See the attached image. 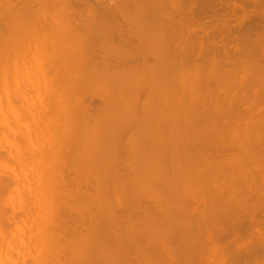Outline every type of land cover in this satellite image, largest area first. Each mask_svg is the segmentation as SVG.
<instances>
[{
    "label": "bare ground",
    "instance_id": "bare-ground-1",
    "mask_svg": "<svg viewBox=\"0 0 264 264\" xmlns=\"http://www.w3.org/2000/svg\"><path fill=\"white\" fill-rule=\"evenodd\" d=\"M76 1L77 0H0V214H2L6 219H8L6 220V222H4V224L8 223L9 220L11 221V222L9 221L10 223H8V225L6 224L5 226L2 223L3 217L1 218L0 216L2 220L0 221V223H2L3 226H5L3 228L2 225L0 224V264L3 263L70 264L73 260L69 261V259L71 260L74 258H75L73 261L74 264H183V263L189 264L188 258L186 259V257H184L185 254L182 253L185 251L181 252V247L184 244L183 247H186L185 248L186 250L188 246L187 243L188 241L189 244L191 243V241L192 243L194 242L195 244L197 241H200L199 239L202 238V236H200L201 235L200 232H199L200 235H198L197 237L198 231L196 233L194 229H193L194 233L192 234L193 232L192 228L199 227L200 229L201 228L206 229L205 231H207L208 230L207 228H211V225L209 224V222L211 221L210 217L212 215L213 216L216 215L217 214L216 212H219L216 216L220 215V217L224 221L221 219L220 222V220L217 217L214 218L215 216L214 217L212 216L213 223L217 222L218 220V222L215 223L214 225L216 227H219L218 229H216L213 226L212 230L214 231L216 229V231L217 230L220 231L219 235H221L223 228H225L227 230L228 235H229V230H230V234H233V232L236 231V227H238V223H240L239 221L241 220L240 219L241 216L239 217V221H235V218L236 220H238L237 218L239 216L238 214L242 213V210L245 211V207H243L242 205V207L239 206V210L238 207L236 210L235 209L236 207L234 206V204H232V202L233 203L235 202L237 204L239 201V205H240L243 204L244 201L249 199V197L245 198L243 195L245 196L250 195V197L254 195L253 192H252L253 195L240 193L241 197L234 195L235 197L229 196L226 198L224 196L223 198V196L221 195L222 192L220 191L222 186L219 183L218 185H220L221 187H219L218 185L217 187L215 185L216 188L208 187V186L213 187L214 180L216 179L217 181L218 178H215L213 181L211 180L213 178H211L210 181L213 182V185L209 181L211 185L207 184L206 186L205 184L209 183L207 182V178H209L208 175L209 171L206 173L205 171L207 170H204V168L206 167V169L208 170H210L212 166H213L212 168H214L216 165L213 164L214 161L216 160V157H214L215 160L211 162L212 163L210 164L211 166L208 165L210 167H207V162L210 163V161H208V159L207 161H205L204 159V161L206 162L205 167L203 164L202 167L200 166V170H197L196 174L192 175V165L193 167L195 166V163H193L194 159L198 161L200 157L199 155H204L206 152L208 153V151H205L206 148L209 149V154L210 151H212V149L210 150L211 147L210 148L206 147L203 150L201 149L202 147L198 148L199 146L197 147L196 145V140L204 141V143H202L204 147L208 145L207 141H210L206 137L207 135H205L208 133L205 132L206 129L204 123L201 120H199L200 118L198 117L205 118V120H207L210 124L214 122V121L211 122V118L212 120H215L214 117L216 118L218 117L217 120L223 119V123H224L228 121V120L224 121V118L227 117H231V118L235 117L237 119V117L241 114L239 113L238 106L239 105L241 106L240 103L242 102L247 106L245 100L246 99L251 100L253 98L251 96H254L253 100L251 101V104H257V103L259 104V102L264 98V95L261 98V95L264 94L263 93L264 91L262 93L261 92L259 93L257 88L259 87L260 89L261 87H263L262 85L264 83L260 84V82L262 83L264 79L263 80L260 79L261 74H257L260 75L259 78L258 76H254L255 75L254 73L261 72L259 68L262 69L263 63L260 64L259 62L264 60H260L258 64L257 61L259 59H256L257 60L256 62L254 61L256 63L255 64L256 66L259 65L257 66L259 68H257L258 70L256 72H255L256 69L247 66L248 65L246 63L247 61H245L244 63L246 65L243 66L245 67L244 69L241 66L237 65L238 62L236 61L237 62L236 63L234 61V58L232 59L228 57L229 60L226 59L224 61L221 60V58L219 57L220 54L222 55V53L225 50L226 51L229 50L227 52V56H230L229 53H231L233 50L231 51L228 47L225 48L226 44L230 41L229 40L230 38L228 39L229 41H227L225 36H223L222 39V41L225 40L227 41L226 44L223 45L225 46L224 47L225 50L224 49L221 50L220 47H216V46L215 48L217 49H215L212 45H211L212 46L211 49L209 43L214 45V43H218L219 41H221V38L218 36V34L221 33L219 31L217 36L218 38H220V40L218 39L219 40L218 42L213 41L214 43L211 40H209L210 42L208 41V39H210L209 36H211L208 33H207L208 35H205L206 37H208V39L207 38L199 39V37L197 36L199 40L203 41V42L201 41L202 43H205V46H207L206 42H209L208 49L210 50V52L213 50V48L215 49L213 52H216L217 50L219 53L218 57L216 58L213 57V60L209 59L211 55L206 54L204 57L203 54H205V52H202L203 55L202 57H197V56H201V51H205L208 49L204 48V45L201 44H199L198 47L197 46L195 47V45L197 44H195L194 46L192 45L194 43H197V42L192 43V41L195 40L194 38L196 37L195 35L200 34L202 32L200 30H196L195 31L196 34L194 35L195 32L194 33L189 32L191 31V29L187 31L186 29L187 27L185 26L188 25L187 21L190 17L186 18L184 12L188 9L189 10L191 9L192 16L196 15L194 16L195 17L194 19L192 18L193 20H196L199 17V16L197 17V15L200 14V19L199 18L198 19L202 23L203 16L204 17L206 16L205 18H207L208 17L207 15L211 13V11L214 10L213 14H216L217 10H215V8L211 10L212 7H210L211 11H209L208 14L207 12L205 14L199 12H203V9H206L204 10V12L209 10V8H205L204 6L210 4V1L212 4L210 6H213L214 4L213 2H215V0H209V2L207 1L208 3L204 2L203 0H200L202 1V5L204 4L205 5L201 6L200 4L201 2H199L198 4H200V6L199 9L197 7L198 9L197 11L196 8H193L194 6H198L196 0L195 1L187 0L185 2L183 1L185 5V8L184 7L183 8L185 9V11L182 7H180V3H177L178 0L167 1V2H171V4L177 3V5H179L177 7L183 9V12L181 10L180 14L183 13V16L185 17L184 18L181 17L182 18L181 20L185 18L187 19L186 21L187 25L183 26V29L184 28L186 29L185 33L189 32L190 35H194V37L190 36L191 37L190 39L188 33L187 35L188 41L187 39L184 38L186 36L182 29V26H180L182 24H180L181 20L177 16L180 15L177 14V12L179 11L178 8L176 7V5L175 6L171 5V8L172 9L175 8L177 11L174 9L175 13L173 11H172L173 13L169 12L171 10L165 12L167 11L166 8H169L170 6L168 3L166 4L168 7L165 6L163 3H165L166 1L164 2V0H160V1L156 0L157 2H155V0H92L90 1L91 3H89V0H86L87 2L85 1L84 4L85 6L83 5L84 2L81 3L82 4L81 5L78 0L79 5L82 6V7L80 6L81 9L84 8L83 11L81 9L80 11L75 10ZM217 1L218 0H216L215 3H217ZM227 1L228 0L224 1V3H226ZM230 1H228V3ZM240 1L241 0H239L238 2L237 0V3L239 5L242 4L241 2L243 1H244L243 4H245V2L247 3L246 0H242L241 2ZM254 1L255 0H253V2ZM258 1L259 2L255 1V7L257 8L258 7L257 5H260L261 6L260 10L261 9L263 10L260 11L258 10V8L256 10L263 13L264 0L263 1L258 0ZM260 1L262 2L260 3ZM187 2L188 3L194 2V5L192 7L189 6V8L187 9L186 7L188 6ZM221 3L222 5L224 4L222 1ZM233 3L234 6L232 5ZM233 3L229 5L236 7L235 6L236 1H234ZM247 4H249V1ZM190 5H192V3ZM242 5H240L238 9L242 7ZM214 6H217V4ZM217 7L219 8V6ZM232 10L233 9H231V12ZM193 11L195 12V14H193ZM234 11H236L235 8ZM239 11L240 10H238V12ZM229 12L230 11H228V13ZM251 12L254 13V11ZM218 13L216 17L220 15ZM253 13L251 14V16L253 15ZM222 15H225L224 12ZM246 15L244 16L246 17ZM254 15L252 17H254ZM214 16L210 17V19L216 18ZM237 16L239 15L235 14V16L233 17H237ZM261 16H263V20H264V15L261 14ZM261 16L259 14V17L257 18H261L262 20ZM175 18L179 19L180 22ZM205 18L204 21L206 20ZM78 19L80 20L78 21ZM216 19L219 20L218 21L215 20L214 23L217 22L218 24L219 21L221 22L223 21L222 22L223 24L225 23L224 20L227 21L224 18L220 19L217 17ZM155 20L161 21V23L163 22L165 23L163 24L156 23L155 25ZM185 20H183V24H185ZM230 20L232 19L230 18ZM230 20L228 18V22H230ZM235 20H238V17ZM150 21H154L151 22L154 25H152ZM242 21H246V20H242ZM177 22H179L180 24L179 26L182 29L181 30L179 26H178L179 29L176 28V30L178 29L179 32L181 31L179 33L180 37H182V32L184 34L183 37L184 39L180 38L181 39L180 41L183 40L182 41L183 45L179 44L180 41H178L179 40L177 39L178 37L172 36V35L176 36V33H174L173 30L177 32L175 30V27H177V25L175 26V24ZM209 22L210 20L208 19V23ZM212 22L209 23L210 26ZM77 23L81 24L82 28L84 27L83 29H85L86 31V32L84 31L85 33L81 34L80 32L81 28H79L80 30L78 29V26L76 25ZM134 23L137 24L135 25L136 27H138L136 28L137 30H134L135 27H132L133 26L132 24ZM244 23L246 24V22H243V24ZM250 23L251 22H249V24ZM205 24H207V22H203V24H200V26L202 25L201 26L202 28L204 27V30H205ZM229 24L230 23H228V25ZM247 24H248V20H247ZM196 25H198L197 22ZM209 25H206V27L208 26V28H210ZM122 26L124 28L127 27L125 28V31L123 30L124 31L123 34L125 36L122 35V33L121 34L118 33L119 31H122V29H119ZM193 26H195V24ZM234 26L235 27H233L232 25L233 27L232 31L235 32V30H237L241 25L239 27L237 26V29H236V25ZM140 27L143 28V30H140L141 29ZM154 27L157 29L158 32H156V29ZM158 27L161 29H159ZM214 27L217 28V25H215ZM218 27H220V24ZM229 27L231 26L229 25ZM249 27L250 28L246 27L247 29L240 28V30L242 31V33L243 30L245 29L249 31L250 29H252L251 28L252 23L250 24ZM75 28L79 30L78 33H80L81 36L84 35L83 39L85 40H83L82 37L79 38V36H77L78 38H76L77 34L75 32L76 31ZM166 28L170 30L169 32L170 34H168L170 36L167 35L168 32ZM138 29H139V33H138ZM145 29L146 31L148 30L147 32L151 30L149 33H147L148 35L146 36H144ZM165 29L166 31H164ZM218 29L219 28H217V30ZM231 29L230 30L228 29L230 33H232ZM89 30L91 32V36H89L90 34ZM91 30H93V33ZM159 30L161 31V33ZM255 30L257 31L258 29ZM108 31L110 35L107 33ZM112 31H115L114 34L115 38L112 36V38H114L113 40L114 42L117 41L120 43H125V41L127 40L125 45L121 44L122 45L121 47H120V43L115 44V46L119 45L116 46L118 47V50L119 47L123 49V50L121 49L122 51L119 50L118 51L119 53L116 52L117 50L115 49L112 50L114 44L113 46L110 45L112 43H110L111 41L109 40V37L111 38V35H113V33H110ZM126 31L128 32L125 34ZM130 31H132L133 34H135L134 37L132 34H129ZM241 31L239 32L237 30L236 32L237 33L236 37L238 36L239 38L237 37L236 39L235 35H233L234 37H232L231 40L234 39L232 40V43H235L237 42L236 40L239 39L238 40L239 42H237L234 45L240 44L243 47H239L241 51H239L238 54L237 52L234 53L237 56L236 58L240 56L239 55L240 53L241 54L240 58L243 59V58H247L246 55H248L247 53L250 52L249 49L252 48L251 46L253 45L254 40L256 41V39L255 38L253 39V37H255L256 34H258V37H261L260 35H263V37H261L263 41L264 33H262L263 32L262 30L260 34L259 32L255 33L250 31L248 33V31L247 32L244 31V35H246L244 38V35H242ZM216 32L214 31V34H216ZM31 33H33L34 37L32 38L34 39L29 40L31 38H29L28 36H31L32 35ZM86 33H88L87 36L89 38L85 35ZM116 33L118 34V36ZM119 34L121 36H119ZM126 35L129 36L130 38L127 37ZM131 35L133 38L131 37ZM140 35L141 37H139ZM228 35L229 37H231L230 34ZM146 37L149 38L146 39ZM119 38L121 39L120 41L118 40ZM137 38L139 40L138 42H136ZM141 38L143 39V41ZM242 38L244 40H242ZM246 38L247 41H245ZM211 39L214 40L215 38H211ZM129 40L130 41L135 40V42L133 43H135L137 46L135 44L132 45L133 43L132 42L130 43ZM153 40L159 41L156 44L158 47H156V45L153 44L155 42ZM199 40L198 42L200 43ZM248 40L250 42L253 41L252 45ZM107 41L109 42V44L107 43ZM166 41L167 44L165 43ZM141 42L142 44H140ZM149 42L151 44H148ZM176 42L178 48L175 46ZM240 42L243 44H241ZM246 43L248 45H246ZM255 43L256 42H254V44ZM152 44L155 46H153ZM187 44L188 47H186ZM189 44L193 46L194 48L193 50L201 46V48H199L201 49L199 50L200 52L197 51L196 49V53L199 52L200 54V55L197 54L196 56L197 58L194 57L193 59V55L195 56V54L193 53H195V51L193 53L190 52L192 49L190 47L192 46L189 47ZM257 44L259 47V44L261 45V42L256 43V45ZM144 45L146 48L142 47ZM146 45L147 46L150 45L149 46L150 48L147 47ZM230 45H231L230 47L232 48L233 45L231 43ZM256 45H253L254 46L253 48L254 51L256 50L255 53L257 54L258 50L255 48ZM129 46H131V48L133 47L132 48L133 50L135 46L136 48H139L140 46V48L138 49V51L134 50L136 51V54H134L132 52V49H128ZM236 47H237L236 49H238V46ZM142 48L145 49V52L146 50L150 49V51L148 50L149 53L148 52L144 53V49ZM182 48L184 49V52H182L183 51ZM185 48L190 49V51L189 50L185 51ZM179 49H180V53L178 51ZM219 49L220 51L223 52L220 53ZM233 49L235 48L233 47ZM242 49L244 50V52L245 49L248 50V52L242 54L243 53ZM167 50H169V54H166L168 53ZM175 51H177L176 53L178 54H176ZM150 52L152 53V55H150L151 54ZM189 52L191 53L192 56L190 54H187L186 57V53ZM110 53L112 56L110 55ZM252 53L250 52L249 54ZM263 53L264 51L262 52V54ZM132 54L136 55V57L138 56V58L132 59L133 60L132 61L131 58L134 57V55L132 56ZM180 54L182 55L180 56ZM225 54L226 52L223 55L224 57H226ZM121 55H123V57L125 58L121 57ZM148 55H150L151 59L153 58L152 61L151 60L148 61L149 60L148 57L147 58L145 57ZM129 56L131 57L129 58ZM188 56L190 57L191 61H189ZM256 56L259 58V56L262 55H256ZM115 57L118 58L117 60L118 62L114 61ZM112 58L113 60H111ZM249 58L250 56H248V60ZM182 59L183 61H181ZM230 59L233 61L231 62ZM119 60L124 62L126 60V62L129 61L131 64L135 62V64L133 66L128 64L124 65V62L122 63ZM178 60H180L182 64L180 61L178 64ZM203 60L205 62L209 61L210 63L206 64ZM253 60L255 59L253 58ZM137 61L140 62L139 63L140 66ZM192 61H194L193 64H195L194 66L195 68L193 67L194 70H192L193 72H190L187 69L185 70L184 67L188 66V63H190L191 65ZM195 61L197 62V64L195 63ZM225 61H227V63ZM220 62H222V64L223 62H225L224 63L225 67L220 66L221 65ZM201 63L203 64L201 65ZM218 64L220 65L217 66ZM203 65L205 66L207 65L206 70H208L207 68H209L208 72L204 69L205 67ZM178 66L180 67L178 68ZM176 67L178 69H176ZM215 67H217V69H215ZM235 67H239V68L241 67V69L240 70L239 68L235 69ZM226 68L228 69V72H226L227 71ZM203 69L206 71L205 75L202 73ZM222 69H224V71ZM234 69L236 70V73L234 72ZM219 72L220 73L222 72V75H220ZM232 72H234L235 74H237L238 72V74L241 73V75L236 76L233 74L234 76L232 77L234 78H232L231 77ZM171 74H174L175 77L170 78L169 75ZM262 75H264V73ZM207 76L208 77L213 76L211 79L213 81V84L211 83V81ZM221 77L224 78L225 80L222 81ZM247 77L249 78V80ZM205 78L206 80H204ZM213 78L216 79L218 78L217 80L219 81V83L217 84V80ZM246 78L248 80L247 82H246ZM257 78L260 80H256ZM158 79L160 83L156 84L155 82ZM254 80L256 82H254ZM226 81H228V83ZM223 82L225 83L224 88L222 87V85H220V83ZM231 83L233 85L232 88H231L232 86ZM234 83H236L237 85H234ZM159 84H161L162 86H158ZM251 84H253L254 87ZM219 85L220 88L218 91L221 90L219 92L220 94L218 93V91L215 90V88H217ZM240 87L242 88L246 87L243 93L241 91L243 89L240 90ZM247 87L248 88L250 87L249 90H251L252 92L251 94H249L250 96L246 94L247 92H249L247 91ZM255 87H257L256 88L257 91L255 90ZM237 88H239L240 91ZM232 89L235 90L233 91ZM228 90L229 93L227 95L226 91ZM230 90H232L235 93V95ZM252 90L253 91L255 90L258 93L255 92L256 94H253ZM214 93H218L216 97L213 96ZM238 93L240 95H238ZM87 94L89 95V97L96 96L95 102L99 98L98 99L99 105L93 104L94 100H90ZM257 97L259 98V100H257L258 102L255 99ZM249 103H248L249 108L251 110L253 108L255 109L254 107L255 105L252 106ZM263 103L264 101L262 102V104L260 102L261 105L260 107L257 104L259 109L264 105ZM208 114L209 117L211 116L209 120L207 119ZM254 114H252L253 117L256 116ZM240 116H244V115H240ZM251 118H249V120ZM244 122L242 123L244 124ZM199 124L201 125V127ZM226 124L227 123H225L224 125L227 126ZM256 124L257 126L259 125L258 122ZM256 124H254L253 126H255ZM212 125H214L215 127ZM212 125L209 126L211 128H215L214 131L226 130L225 126H224L225 127L224 130L222 129L223 127L222 128L219 127V124L216 121ZM216 126L219 127L220 129L217 128L218 130H216ZM246 127L248 126L246 125ZM228 131L229 130H227V132ZM242 131L240 132V135L244 133ZM235 132L234 134H236ZM229 133L228 135H230ZM247 133L248 132L245 131L244 135H246ZM193 134L196 135L192 136ZM197 135H199V137L201 138L197 137L195 138L196 140L195 139L192 140V137H196ZM257 135L258 134H256L255 136ZM231 136L233 137V135H230V137ZM248 137L250 138V135L246 136V138ZM262 137L264 138V134ZM246 138L245 140L247 141L249 138L248 139ZM255 138L256 137H254L253 138L254 140L252 141H250L249 139L247 142H244L245 140L244 141L242 140L241 143L242 142L243 143L242 145L240 144L241 146L239 144H235L236 146L239 145L240 147L245 146L243 150L242 149L239 150H241V153H244L243 151L245 150V153L248 155V157L252 155L251 160L253 159L254 161L258 160L256 158L257 155H255L254 154L255 152H253V148H257L255 147L256 146L255 143L260 145L258 149H261L262 144L264 143V139L263 142L261 141L262 144H260L261 142L259 141H258L259 143L256 142L257 140ZM226 140H230V139L226 138ZM258 140H260V138ZM25 141L26 144L28 143L26 146L24 145ZM213 141L216 140L214 139ZM230 141L232 142V140ZM254 141L255 143H253ZM4 143L7 144L6 145L7 149L6 147H4L5 146L3 145ZM218 143L216 141V143H213L214 145L212 144L211 145L214 148L215 144L219 145ZM229 143L230 142H228V144ZM232 143L234 144V142ZM228 144L226 146H228ZM252 144L255 145H253L252 147ZM193 146L194 148H196L194 151L193 149H191V147ZM249 146L251 150L247 149V147L249 148ZM1 150H3V152ZM202 150L204 153L202 152ZM246 150L247 151L250 150L251 155L249 154V151L247 153ZM262 150L263 149H261L260 152ZM197 151L198 152L200 151L203 154H199ZM231 151L235 152L234 149H231ZM231 151H228V153ZM237 151L238 150H236V152ZM194 152H197L199 156V157L197 156L198 158L195 157L193 158L191 156L193 155ZM252 152L256 159H254ZM225 154L227 155V153ZM205 156L206 154L203 157ZM202 160L203 159L201 158V161ZM201 161H198V163ZM222 161L223 160H221L220 163H222ZM233 161L235 163V160ZM239 161L241 160L239 159ZM262 161L264 163V160ZM261 162H259L260 165H262ZM248 163L249 162H247V164ZM257 163L255 165H257ZM232 164H230V167H232ZM241 164L242 162H238V163L236 162L235 165L239 167L237 170L236 169L232 170L233 168H235L234 166L232 167L231 170H229V166H227L228 170L227 167H224L226 168L225 170L221 171V169L218 170L215 168L216 170L214 171L215 172L221 171L219 173L216 172L217 174H219L216 176L218 177L220 176V179H223L224 182L226 181L225 184L227 183L230 185L231 182L229 181L237 182L238 180L237 177L239 179L243 177L241 181L242 180L247 181V179L249 181H252V179L250 180V178H248L249 175H247L249 174L247 172V169H249L248 166L250 165V163L248 166L246 165L247 167L245 168L246 171L245 170L242 171L243 169H241L240 166H242L243 164L242 165ZM199 165H202V163H200ZM221 166L222 165L220 164V166L218 165L217 168ZM257 170H259V168ZM214 171L212 169L210 173H212L213 175ZM229 171L233 172L231 173V176L234 175L235 173L234 177L236 176L235 177L236 179H234V177L232 178L230 177ZM240 171L242 173H240ZM227 173L229 174L228 177H226ZM245 173L246 175H244ZM256 173L258 174V172ZM222 174L224 175L222 176ZM262 175L264 177V174ZM245 176L246 179H244ZM227 178H231V179H227ZM249 181L248 183L254 182V181L252 182ZM239 183L240 182H238V184ZM263 183L261 185H264ZM227 184H226V189L228 187ZM244 185H248V184H244ZM261 185H259L258 187H260ZM207 187L210 188V190H208ZM229 187H231V185ZM229 187H228V191L230 190L231 192H233L234 189H231ZM234 188L236 189L237 186H235ZM223 189H225V187ZM252 191H254L253 188ZM228 193L229 192H227V194ZM257 193L258 192L255 193L256 197L258 196ZM9 195L11 197L13 196L12 197L13 201L15 199L17 201V203L16 202L14 203L12 201H9L7 203L8 205L11 202L12 207L16 204L15 205L16 209L15 207H13L12 209V207L9 205L11 207L10 209L11 211L8 209V206H6L7 209H5L4 205H6V203L3 204L2 202L5 199L6 201L12 200V198L9 197ZM243 197L246 200L244 199L243 201ZM256 197L255 200L257 199ZM258 197H260V195ZM251 198L248 201H250ZM230 205H233V208H231ZM258 205H259V201H258ZM36 206L39 207V210L35 209ZM226 206H228V208ZM254 206H252L251 209ZM221 208L222 209L226 208L225 209L226 211L228 209L227 211L228 214L230 212L229 215L232 214L234 217L231 215L228 216L230 217L229 219L228 218L225 219L224 218L225 217L224 214H226L224 213L225 210L223 209L224 210L223 211L221 210ZM19 209L20 211H22L21 213L20 211H18ZM69 209L72 212H70ZM240 209L242 210L240 211ZM14 210L15 211L17 210V212L19 213V214L16 213V216H18L16 218H15V213L14 214L11 213ZM32 210L36 212L38 210L40 214L45 213L44 215L41 214V216H43L48 220L44 219L43 217L40 218V215L36 216V214L35 216L33 215L34 216L33 217L31 214H34L35 212L34 211H33L34 213L30 212ZM232 210L234 211L236 210V212H233ZM5 211L10 212L11 214L10 213L8 214V212ZM66 211L68 213L67 214L68 216L71 213L75 212V215L73 213L74 220L70 219L73 223L70 220H68L67 218L68 216L65 217ZM239 211L240 213H238ZM255 212L256 209L254 213ZM51 214L53 218H48L49 215L51 216ZM243 214L246 215V213ZM28 215L30 217L32 216L31 218H34L36 221L34 219L30 220L29 219L30 217ZM47 215L48 217H46ZM251 215H253V213ZM21 216L23 217L22 219ZM232 217L234 218L233 220L234 223L230 221L232 220ZM17 218H19V220L21 219L20 221L25 220V222L22 221L24 224L20 222ZM38 218L40 220L41 219L43 220L38 221ZM251 219H250L251 222L249 220L248 221L251 224H253L254 219L253 220ZM13 220L14 221L16 220L15 222L19 221L21 225L18 222L17 223L13 222ZM228 221L230 222L229 226L227 225ZM256 222L258 221L256 220ZM25 223H28L27 224L28 227L25 225ZM235 223L237 226L235 225ZM9 224L10 225L12 224L11 229ZM16 224H19V227L18 225L16 227L15 226ZM222 224L223 225L226 224L225 225L226 227H224ZM67 225H68V229H66ZM221 225L223 228H221ZM231 225H234L235 228L233 226L231 227ZM21 226H24V228L25 227L26 228L25 229L23 228V231L22 230L20 231L21 233L18 232L19 235L17 234V232H15V235L9 234V233H13L11 231H13L12 229L14 227L15 229L17 228L19 229ZM70 227L72 229L71 231L72 233L67 232V230L70 231L69 229ZM5 228L6 231L4 230ZM202 229L201 231H203ZM35 232L36 233L40 232V234L38 233V236L40 235L39 240L38 239L33 240V235L37 236ZM213 234L214 232L210 234L211 238H212L211 235ZM213 236L215 239H217L216 235ZM187 237L188 239L190 238V240H188ZM206 239H208V237ZM194 240L197 241L195 242ZM221 240L223 241L222 238ZM221 240L218 239V241L216 240L217 242L214 241V243L216 244ZM209 243L211 244L210 246H212V243L211 242ZM233 243L231 245H233ZM191 246L189 247L191 248ZM210 246L209 244L208 246L206 245L207 248L205 249H208V247ZM212 247H214V245ZM255 247L256 244L254 247H252V249ZM259 247L260 250H258V252L262 251L263 249L261 248V246ZM213 249L214 248L209 250L215 253L216 250ZM245 249L246 248H244V251L248 253L249 251L247 252ZM36 250L38 251L35 252ZM230 250L228 251L227 249L228 253L230 252ZM233 250L234 249H232L231 251ZM196 251H197L196 253H198V250ZM31 252L35 254L33 258L30 255L31 259L32 260L34 259V262H32L31 259H29L30 257H27V254ZM216 252L218 253V251ZM234 252L236 254L238 251L236 252L235 250L233 251V253ZM214 253L212 254L213 256ZM233 253L231 254L229 253L231 255L230 257H228L229 255H226V257L230 258V260H227V258L225 257L227 261L224 258L226 263L229 264L230 262H236L239 259L238 257H240V259L242 260L241 256H243L244 259V255L242 253L241 254L237 253L239 254V256ZM256 253L257 251L255 252V254ZM72 254H74L73 257ZM206 254L209 255V252ZM218 254L219 256H221L220 253ZM194 256L196 257L197 254ZM205 256L206 255L204 254V258ZM245 256H247V254ZM201 258L203 257L201 256ZM215 260L216 261L214 262L218 264H221V262L223 261L221 260L220 262L218 260L217 262L216 258ZM247 260L246 263L250 261ZM198 261H199V257L197 258V262ZM210 261L207 262L206 264H209ZM242 261L240 263L245 264ZM202 262L203 264H205L204 259H202ZM212 263L213 262H211V264ZM250 264H252V262Z\"/></svg>",
    "mask_w": 264,
    "mask_h": 264
},
{
    "label": "rangeland",
    "instance_id": "rangeland-1",
    "mask_svg": "<svg viewBox=\"0 0 264 264\" xmlns=\"http://www.w3.org/2000/svg\"><path fill=\"white\" fill-rule=\"evenodd\" d=\"M85 1H86V0H84V1L79 0L80 4L84 2L83 5L85 4ZM90 1H92V0H89V3H91ZM158 1H160V0H158ZM165 1H166V2H165ZM167 1H173V0H164L165 3H163V4H164L165 6H167L166 4L168 3L169 6H170L169 8H166V7H165L166 10H167V11H165V12H168L169 10H171V11H169V12H172V11H173V12L175 13V11H174L175 8H174L173 6L176 5V7H177V6H179V5H177V3H180V7H182V8L184 7V8H185L184 2L187 1V0H178V2H177L176 4H171V2H167ZM174 1H175V0H174ZM183 1H184V2H183ZM188 1H191V0H188ZM194 1H195V0H194ZM203 1H204V2H207V1H208V2H209V0H203ZM221 1L224 3V1H226V0H220V1L218 0L217 3H215V2H216V0H215V2H213V3H214L213 6H210V5H212V4H211V1H210V4H208L207 6H204L205 4L202 5V1H200V0L197 1V0H196L198 6H194V7H193V8H196V11L199 9L200 4H201V6H204L205 8H209V10H207V11H205V12H204V10H206V9H203V12H199V11H200V10H199V11H198L199 13H204V14H205V13L207 12V14H208V12L211 11L213 8H215V10H217V12L215 11L216 14H213V13H214V12H213L214 10L211 11L212 15H211V13H209L210 15H209V14H208V15L206 14V15L208 16L207 18H205L206 16H205V17H204V16L202 17V15H201V17H202V19H203L202 21H203V22H207V24H205V30H204V27H203V28L201 27L202 25L200 26V24H203V22L201 23V21L199 20V19H200V14L197 12V13L199 14V15H197V17L199 16V17H198L199 19L197 18L196 20H193V19L195 18L194 16H196V15L192 16V14H191L192 10H191V9H190V10L188 9L189 6L192 7V6L194 5V2H191L192 5H190V4H191L190 2H189L190 4L187 2L188 6H186V7H187L188 10L185 11V9L183 8L184 11H185V12H184V15L186 16V18L190 17V18L188 19V21H187L186 18H185L186 20L183 19V20H185V24H183V20H181V19L184 18L185 16H183V13L180 14L181 10H182V12H183V9H182V8L180 9V7H179V8L177 7L178 10H179V11H178L179 13L177 12V14H180V15H177V16L179 17V19L181 20L182 23L179 21V19H177V18H175V19H177V20L180 22V24H182V25H180L179 22H177L178 24H177V23L175 24V26L177 25V27H175V30H176V28H178L179 25L182 26V29H183V26H185V25L188 24V25L185 26V27H187V28H186L187 31H189V29H191V31H189L190 33H192V32L194 33L196 30H200V31L202 32V33L199 32L200 34H196V32L194 33V35L196 34L195 36H196V37L198 36L199 39H203V38H207V39H208V37L205 36V35H208V34L212 36V37L209 36L210 39H208V41L211 40L212 42H213V41H214V42H218V41L220 40V38H221V41H219L220 43L218 42L219 44L213 42V43H214V45H213V44L209 43L210 41H209V42H206V45H207V46H208V43L210 44L211 49H212V46H213L214 48H215V46H216V47H220V49L223 50L224 47H225V46H223V45H225L226 42L230 40L231 42L229 41V42L226 44V47H225V48L228 47L231 51L233 50L231 53H229L230 56H227V52L229 51L228 49H227L228 51H226V50L224 49V50H225L224 52H223V51H220V49H219L220 53L223 52L222 55L220 54L221 56H223L224 53L226 52V54H225L226 57H224V56L221 57V56L219 55V53H218L217 50H216V52H213V51H214L215 49H217V48H215V49L213 48V50L210 52V50L208 49L209 46H208V47L205 46V43H202L203 41H202V40H199L198 37H197V39L200 41V43H199L198 40L196 39V37H194V35H190L189 32H186V33H185V31H186L185 28L183 29V31H184L186 37H184L183 32H182V37H180V34H179V33H180L181 31L179 32V30H178V29L180 28V26H179V28L176 30L178 33L175 32V31L173 30V32L176 33V36H174V35H172V36H173V37H178L177 39H179L178 41H180V40H181L180 38H183V37H184L185 39H187V37H188L187 35H188V33H189V37H190V36H193V37L195 38V40L192 41V43L197 42V43L192 44L193 46H194L195 44H197V45H195V47H196V46L198 47V45L201 44V45H204V48L208 49V50H205V49H204L205 51H201V56H197V54H199V52H200L199 50H201V49H199V48H201V46H199V48H196L197 51H199L198 53H196V49L193 50L194 48H193L192 45H190V44H191V43H190V44H189V47L192 46V47H190V48H192L191 51H190V49H186V48H185V51H186V50H189L191 53H193V52L195 51V53H193V54H195V56L193 55V59H194V57H196V56H197V57H202V56L204 55V57H205L206 54H210L211 56L209 55V56H210L209 59H212V60H213V57L216 58V57H218V55H219V57L221 58V60H223V61H224L225 59H226V60H229L228 57H230V58H232V59L234 58V61H235V62H236V61L238 62V63L236 62L237 65L241 66V67L244 68V69H245V67H243V66H246L244 63H245V61H247V62H246V63L248 64L247 66L256 69V70H255V72H256V71L258 70L257 68H259V67H257V66H259V65H257V66L255 65V64H256L255 62L257 61L256 59H259V60L257 61V64H258V62H259L260 60H264V58H263V57H264V53L262 54V52L264 51V50H263V49H264V40L262 41V38H261V37H263V35H260L261 37H258V34H256L257 37H256V36L253 37V39H254V38L256 39V41L254 40V42H256V43H260V42H261V45L259 44V47H261V48L258 47V44H257V45H256V43L254 44V42L251 40V41L253 42V45H256L255 48L258 50V51H257V54L255 53L256 50L254 51V48H253L254 46L252 45V42H250V41L248 40V41L251 43V45H252V46H251V45H249V46H251V47L253 48V50H252V48H250V49H249L248 47H247V48L250 50L251 53L254 51V52H253L254 54H253V53H252V54H249L250 52L247 53V54H248V55H246L247 58H243V59H241V58H240V56H241L240 53H239L240 56H239L238 58H236L237 56H236V54H235L234 52H237V54H238V52L241 51V50L239 49V47H243V46H241L240 44H237V45H234V44H236L237 42H239V41H238L239 39L236 40L237 37H238V36L236 37V35H237V33H236L237 30L240 32V31H241L240 28H242V29H243V28H246V27H247V28H250L249 26H250L251 23H252V27H251V28H252V29L254 28V29H253L254 31H253L252 29H250V30L248 31V30H246V29H247V28H246L245 30H243V33H242V31H241L242 35H244V31H245V32L248 31V33H249L250 31L255 32V33H256V32H259V34H260V32H261V30H262V31H263L262 33H264V30H263V28H264L263 26H264V25H262V24H264V22H262V21H264V20H263V16H261V14L264 15V11H263V13H261L260 11L263 10V9L260 10V7H261V6H260V5H257V4H256V5L258 6L257 8H258V10H260V11L256 10L257 8L255 7V1L259 2L258 0H255L254 2H253V0H252V1H250V0H246L247 3H248V1H249V4H247L246 2H245V4H243L244 1L241 2V1H242V0H241L240 2H241L243 5L240 4V5H242V7H240L239 9H238V7H239L240 5L237 3V0H232V1L228 0V1H230V2L228 3V1H227V2L224 3L223 5H222ZM234 1H236V3H235V6H236V7H233V6H234V3H233ZM262 1H263V0H262ZM262 1H260V3H261ZM77 2H78V0H77L76 3H75V10H76V11H80V9H81V7H82V6H81L82 4L79 5V2H78V4H77ZM86 2H87V1H86ZM155 2H157V1L155 0ZM199 2H201V3L198 4ZM208 2H207V3H208ZM218 2H219L221 5H220ZM238 2H239V0H238ZM257 2H256V3H257ZM92 3H93V2H92ZM153 3H154V2H153ZM172 3H174V2H172ZM232 3H233V4H232ZM156 4H157V3H156ZM158 4H159V3H158ZM195 4H196V3H195ZM216 4H217V6H219V8H220L222 11H221L217 6H214V5H216ZM226 4H228V5H229V4H232L233 6H232V5H229V6H228V5H226ZM237 4H238V5H237ZM76 5H77V6H76ZM78 5H79V7H78ZM151 5H152V4H151ZM171 5H173L172 7H173L174 9L171 8ZM181 5H183V6H181ZM249 5H250V6H249ZM263 5H264V4H263ZM263 5H262V6H263ZM80 6H81V7H80ZM84 6H85V5H84ZM84 6H83V7H84ZM227 6H228V8H227ZM230 6H231V7H230ZM253 6H254V7H253ZM162 7H163V6H162ZM167 7H168V6H167ZM197 7H198V9H197ZM210 7H212L211 10H210ZM222 7H223V9H222ZM229 7H230V8H229ZM232 7H233V8H232ZM246 7H247V8H246ZM249 7H250V8H249ZM170 8H171V9H170ZM202 8H203V7H202ZM234 8H235L236 11H234ZM163 9H164V8H163ZM228 9H229V10H228ZM231 9H233L232 12H231ZM243 9H244V10H243ZM247 9H248V10H247ZM81 10L83 11L84 8H82ZM175 10H176V9H175ZM193 10H194V9H193ZM201 10H202V9H201ZM227 10L230 11V12L228 13ZM238 10H240V11L238 12ZM176 11H177V10H176ZM188 11H189V12H188ZM219 11H221L222 13L219 12ZM245 11H247V12H245ZM251 11H254V13H255L256 16H255L254 13L251 12ZM256 11H258V12H256ZM173 12H172V13H173ZM186 12H187V15H186ZM218 12H219V13H218ZM223 12H224L225 15H222ZM234 12H235V14H237V15L240 16V18H239V16H237L239 21H238V20H235V19H237V17H233V16H235ZM241 12H242V13H241ZM244 12H245V14H244ZM189 13H190V15H189ZM197 13H196V14H197ZM217 13L220 14V15L217 16L218 18H220V19H221V18H222V19L224 18V19L227 20V21L224 20V22H225L224 24L222 23L223 21H222V22L219 21L220 27H218L219 24H218L217 22L214 23L215 20H217V19H216V18H217V17H216ZM230 13H231V14L233 13V14H232L233 16H232ZM238 13H239V14H238ZM248 13H249V14H248ZM252 13H253L254 17H252L253 15L251 16ZM257 13H258V15H257ZM193 14H195L194 11H193ZM246 14H247V15H246ZM259 14H260V16L262 17V20H261V18H257V17H259ZM214 15H215V16H214ZM242 15H243V16H242ZM244 15H246V17H245ZM213 16L216 17V18H214V19L211 18V19H210V17H213ZM219 16H221V17H219ZM226 16H229V17H226ZM247 16H248V18H247ZM249 16H250V17H249ZM181 17H182V18H181ZM242 17H243V19H242ZM192 18H193V19H192ZM204 18H205L207 21H206V20L204 21ZM228 18H229V20H230V18H231L232 20H230V22H228ZM246 18H247V19H246ZM250 18H253V19H250ZM190 19H191V22H190ZM208 19L210 20L209 23H211V22L214 20V21L212 22L211 26H210L209 23H208ZM258 19H260L261 21L258 20ZM75 20H77V19H75ZM79 20H80V19H78V21H79ZM158 20H159V19H158ZM192 20H193V21H192ZM218 20H219V19H218ZM218 20H217V21H218ZM233 20L235 21V23H234ZM242 20H246V21H242ZM247 20H248V24H247ZM148 21H149V19H148ZM163 21H165V20H163ZM163 21H162V22H163ZM186 21H187V24H186ZM195 21L197 22L198 25H196V22H195ZM134 22H135V21H134ZM151 22H154V21H150V23H151ZM193 22H194V23H193ZM199 22H200V23H199ZM220 22H221L223 25H222ZM227 22L230 23L229 25H230L231 27H232V25H233V27H235L234 25H236V29H237V26H238L239 24H240L241 26L239 25L240 27L238 26L239 28H238L237 30H235V28H234V30H235V32H234V31H232V30H233V27H232V29H231V27H229V25H228ZM236 22H237V23H236ZM240 22H241V23H240ZM243 22H246V24H245V23L243 24ZM249 22H251V23L249 24ZM256 22H257V23H256ZM156 23H161V21H156V20H155V25H156ZM163 23H165V22H163ZM163 23H161V24H163ZM191 23H193V24H191ZM253 23H254V24H253ZM260 23H262V24H260ZM140 24H141V22H140ZM151 24H152V23H151ZM194 24H195V26H193ZM76 25L78 26V29L81 28V31H80L81 34H83V33L86 32L85 29H83L84 27L82 28L81 24H78V23H77ZM79 25H80V26H79ZM130 25H131V24H130ZM132 25H133L132 27H135V29H134V28H132V29L137 30L136 28H138V27L135 26V25H137V24L134 23V24H132ZM147 25H148V24H147ZM152 25H154V24H152ZM164 25H166V24H164ZM206 25H209L210 28H208V26L206 27ZM213 25H214V26L217 25V28H219V29L217 30V28H215ZM244 25H245V27H244ZM254 25H255V26H254ZM258 25H259V26H258ZM260 25H261V26H260ZM226 26H227V27H226ZM75 27H76V26H75ZM141 27H142V26H141ZM141 27H140V28H141ZM155 27H156V26H155ZM155 27H154V28H155ZM166 27H167V26H166ZM197 27H198V29H197ZM212 27H213V29H212ZM228 27H229V28H228ZM258 27H259V28H258ZM125 28H127V27H125ZM125 28L122 26V27L119 28V29H122V31H123V30L125 31ZM158 28H159V27H158ZM163 28H164V27H163ZM167 28H168V27H167ZM167 28H166V29H167ZM173 28H174V27H173ZM193 28H194V29H193ZM199 28H201V29H199ZM207 28H208V29H207ZM214 28H215V30H214ZM75 29H76V28H75ZM78 29H76V31H75L76 34H77V35H76V38H78L77 36H79V38L82 37V39H83L84 35L81 36L80 33H78L80 29H79V30H78ZM82 29H83V32H82ZM149 29H150V28H149ZM155 29H156V28H155ZM159 29H161V28H159ZM166 29H165L164 31H166ZM180 29H181V28H180ZM182 29H181V30H182ZM192 29H193L194 31H193ZM225 29H226V30H228V29L230 30V29H231V32H232V33H230L229 30L226 31ZM255 29H258V30L256 31ZM259 29H261V30H259ZM86 30H87V28H86ZM140 30H143V28H141ZM151 30H152V28H151ZM151 30H149V32H150ZM162 30H163V29H162ZM202 30H203V31H202ZM211 30H213V31H211ZM216 30H217V32H216ZM224 30H225V31H224ZM84 31H85V32H84ZM91 31H92V33H93V30H91ZM109 31H110V30H109ZM109 31L107 32L108 34H109ZM122 31H119V32H118V30H117L118 33H120V34L122 33V35H124V34H123L124 31H123V32H122ZM147 31H148V30H147ZM147 31H146V29H145V31H144V34H145V35H144V36L148 35L147 33H149V32H147ZM159 31H160V30H159ZM207 31H208V32H207ZM210 31H211V33H210ZM214 31L216 32V34H214ZM218 31L221 32V33H219ZM87 32H88V30H87ZM89 32H90V30H89ZM127 32H128V31H126L125 34H126ZM130 32H131V33H130ZM130 32H129V34H132L133 37H134L135 34H133L132 31H130ZM145 32H146V33H145ZM153 32H154V31H153ZM156 32H158L157 29H156ZM167 32H168V33H167ZM167 32H166L167 35L170 34V33H169V32H170L169 29H167ZM173 32H172V33H173ZM225 32H226V33H225ZM227 32H228V33H227ZM110 33H113V35H111V38H112V36L114 37L115 31H112V32H110ZM135 33H136V31H135ZM138 33H139V29H138ZM142 33H143V31H142ZM160 33H161V31H160ZM162 33H163V32H162ZM197 33H198V32H197ZM204 33H205V34H204ZM207 33H208V34H207ZM212 33H213V34H212ZM218 33H219L221 36H220ZM262 33H261V34H262ZM29 34H30V33H29ZM31 34H32L31 36H28L29 38H31V39H29V40L34 39V38H32V37H34V36H33V33H31ZM87 34H88V33H86L85 35L87 36ZM116 34H117V33H116ZM120 34H119V36H121ZM151 34H152V33H151ZM203 34H204V36H203ZM217 34H218V36H219L220 38H218ZM228 34H230L231 37H229ZM250 34H251V33H250ZM109 35H110V34H109ZM132 35H131V37H132ZM136 35H137V34H136ZM178 35H179V36H178ZM199 35H200V36L202 35L201 38H200ZM214 35H215V36H214ZM227 35H228V36H227ZM233 35H235V37H236L235 40H236L237 42H235V43H232V40H234V39L231 40V38L234 37ZM238 35H239V33H238ZM240 35H241V34H240ZM253 35H254V34H253ZM253 35H252V36H253ZM89 36H91V32H90ZM117 36H118V34H117ZM124 36H125V35H124ZM126 36H127V35H126ZM153 36H155V35H153ZM168 36H170V35H168ZM216 36H217V37H216ZM223 36H225V38L227 39V41H226V40H225V41H222ZM226 36H227V37H226ZM245 36H246V35H244V38H245ZM250 36H251V35H250ZM87 37H88V36H87ZM87 37H85V38H87ZM127 37H129V36H127ZM133 37H132V38H133ZM136 37H138V36H136ZM139 37H141V35H140ZM150 37H151V36H150ZM241 37H243V36H241ZM88 38H89V37H88ZM111 38L109 37V40L111 41L110 43H112V44H110V45L113 46V44H114L113 48L111 47L112 50L115 49V50H117L116 52H118L119 50L122 51L123 49L120 48V47H121L123 44L125 45V43L127 42V40L125 41V43H120V42H117V41H116V42L113 41L115 37L112 38V40H111ZM129 38H130V37H129ZM142 38H144V37H142ZM142 38H141V39H142ZM148 38H149V37H148ZM148 38L146 37V39H148ZM165 38H166V36H165ZM165 38H164V39H165ZM169 38H170V37H169ZM184 38H183V39H184ZM211 38H215V39L212 40ZM216 38H217V39H216ZM229 38H230V39H229ZM238 38H239V37H238ZM116 39H117V38H116ZM116 39H115V40H116ZM135 39H136V38H135ZM139 39H140V38H139ZM152 39H153V38H152ZM177 39H176V40H177ZM190 39H191V37H190ZM218 39H219V40H218ZM228 39H229V40H228ZM27 40H28V39H27ZM83 40H85V39H83ZM109 40H108V41H109ZM118 40L120 41L121 39L119 38ZM130 40H131V39H130ZM130 40H129L130 43H131V42H132V43L135 42V40H133V41H130ZM162 40H163V38H162ZM166 40H167V39H166ZM174 40H175V39H174ZM174 40H173V42H174ZM242 40H244V39L242 38ZM108 41H107V43L109 44ZM138 41H139V40H138V38H137L136 42H138ZM142 41H143V39H142ZM153 41H155V40H153ZM169 41H170V40H169ZM178 41H177V42H178ZM182 41H183V40H182ZM182 41H180L181 43L179 42V44H182ZM185 41H186V40H185ZM185 41H184V43H185ZM187 41H188V39H187ZM187 41H186V42H187ZM201 41H202V42H201ZM240 41H241V39H240ZM245 41H247V38L245 39ZM122 42H123V41H122ZM129 42H128V43H129ZM147 42H148V41H147ZM157 42H159V41L156 40L153 44L156 45ZM170 42H171V41H170ZM177 42H176V44L174 43L176 47H177ZM221 42H222V43H221ZM243 42H244V41H243ZM117 43H118V44L120 43L119 50H118V47H116V46H119V45H116V46H115V44H117ZM165 43L167 44V41H166ZM230 43L233 45V47H234L235 49H233V47H232V48L230 47V46H231ZM240 43H241V42H240ZM244 43H245V42H244ZM121 44H122V45H121ZM134 44H135V43H133L132 45H134ZM140 44H142V42H141ZM146 44H147V43H146ZM148 44H151V43L149 42ZM148 44H147V45H148ZM153 44H152V45H153ZM215 44H216V45H215ZM241 44H243V43H241ZM262 44H263V45H262ZM126 45H127V44H126ZM132 45H131V46H132ZM135 45H136V44H135ZM147 45H146V46H147ZM155 45H153V46H155ZM168 45H171V44H168ZM182 45H183V44H182ZM211 45H212V46H211ZM246 45H248V44L246 43ZM131 46H129L130 48L128 47V49H132L133 47L131 48ZM136 46H137V45H136ZM136 46L134 47V50L138 51V49L140 48V46H139V48H136ZM149 46H150V45H149ZM149 46H147V47H149ZM222 46H223V48H222ZM236 46H238V49H236V48H237ZM142 47L146 48L145 45L142 46ZM156 47H158V46L156 45ZM183 47H185V46H183ZM186 47H188V44H187ZM124 48H125V47H124ZM144 48H142V49H144ZM149 48H150V47H149ZM154 48H155V47H154ZM177 48H178V47H177ZM177 48H176V49H177ZM179 48H180V47H179ZM202 48H203V47H202ZM258 48L260 49V51H259ZM101 49H102V48H101ZM121 49H122V50H121ZM167 49H168V47H167ZM243 49H244V48H243ZM243 49H242V50H243ZM115 50H114V51H115ZM134 50L132 49V52H133L134 54H136V51H134ZM148 50L150 51V49H148ZM148 50H146V52L149 53ZM182 50H183L182 52H184V49H183V48H182ZM236 50H237V51H236ZM251 50H252V51H251ZM261 50H262V52H261ZM114 51H112V52H114ZM141 51H142V50H141ZM141 51H140V52H141ZM178 51H179V53H180V49H179ZM146 52H145V49H144V53H146ZM167 52H168V53H166V52H165V53H166V54H169V50H167ZM176 52H177V51H175V53H176ZM190 52H189V53H186V57H187V54H190V55H191ZM202 52H205V54L202 55ZM246 52H248V50L245 49V52H244V50H243V53H242V54H245ZM259 52H260L261 54H260ZM118 53H119V52H118ZM142 53H143V52H142ZM150 53H151V52H150ZM232 53H233V54H232ZM124 54H125V53H124ZM124 54H123V55H124ZM134 54H132V56H133ZM176 54H178V53H176ZM255 54H256V55H262L263 57H262V56H259V58H258ZM110 55H111V53H110ZM116 55H117V54H116ZM123 55H121V57H123ZM128 55H129V54H128ZM150 55H152V53H151ZM150 55L145 56L146 58L148 57V59H149V60L147 59L148 61H150V60L152 61V59H153V58H152V59L150 58ZM181 55H182V54H180V56H181ZM183 55H184V53H183ZM199 55H200V54H199ZM232 55H233V56H232ZM251 55H252V57H251ZM253 55H254L255 57H254ZM111 56H112V55H111ZM113 56H114V55H113ZM191 56H192V55H191ZM242 56H243V55H242ZM246 56H244V57H246ZM248 56H250V58H249L250 61L248 60ZM109 57H110V56H109ZM117 57H118V56H117ZM117 57L114 58V59H115L114 61H117V60H118ZM130 57H131V56H129V58H130ZM134 57H136V55H134ZM134 57H132L131 60H132V59H137V58H138V56H137L136 58H134ZM152 57H153V56H152ZM183 57H184V56H183ZM188 57H189V56H188ZM197 57H196V58H197ZM211 57H212V58H211ZM260 57H261V59H260ZM116 58H117V59H116ZM123 58H125V57H123ZM177 58H178V57H177ZM181 58H182V57H181ZM181 58H180V59H181ZM206 58H207V57H206ZM223 58H224V59H223ZM235 58H236V59H235ZM253 58H254L255 60H253ZM126 59H127V56H126ZM178 59H179V58H178ZM193 59H192V60H193ZM203 59H204V58H203ZM207 59H208V58H207ZM207 59H206V60H207ZM111 60H113V58H112ZM128 60H129V59H128ZM138 60H140V59H138ZM162 60H164V59H162ZM175 60H176V59H175ZM195 60H196V59H195ZM198 60H199V59H198ZM204 60H205V59H204ZM204 60H203V61H204ZM216 60H217V59H216ZM216 60H215V61H216ZM230 60H231V59H230ZM241 60H242V61H241ZM243 60H244V61H243ZM119 61H121V60H119ZM132 61H133V60H132ZM132 61H131V62H132ZM179 61H180V60H178V64H179ZM181 61H183V59H182ZM181 61H180V62H181ZM189 61H191L190 57H189ZM189 61H188V62H189ZM196 61H197V60H196ZM196 61H195V63L197 64ZM210 61H211V60H210ZM232 61H233V60H231V62H232ZM239 61H240V62H239ZM254 61H255V62H254ZM112 62H113V61H112ZM117 62H118V61H117ZM121 62L123 63L124 61H121ZM125 62H126V60H125ZM125 62H124V65H127V64H128V65H132V66H133V65L135 64V62L132 63V64H131L129 61H127L126 63H125ZM137 62H138V64L140 63L139 61H137ZM137 62H136V63H137ZM184 62H185V59H184ZM198 62H199V61H198ZM200 62H201V61H200ZM204 62H205V61H204ZM204 62H203V63H204ZM225 62L227 63V61H225ZM225 62H223V64H222V62H220L221 65L218 64L217 66L220 65V66L223 67ZM235 62H234V63H235ZM253 62H254V63H253ZM176 63H177V61H176ZM191 63L193 64L194 61H192ZM203 63H201V65H202ZM205 63H206V64H207V63L209 64L210 62L207 61V62H205ZM216 63H217V62H216ZM240 63H241V65H240ZM259 63H260V64L263 63V67H262V69L259 68L261 72H259V73H254V74H255L254 76H258V77L260 78V75H257V74H261V78H260V79L263 80V79H264V77H263L264 75H262V74L264 73V61H261V62H259ZM181 64H182V62H181ZM181 64H180V65H181ZM192 64L190 65V63H188V66H186L187 68L184 67V66H183V67L185 68V70L187 69L188 71L193 72L192 70H194L193 67L195 66V64H193V65H192ZM213 64H214V62H213ZM229 64H230V63H229ZM231 64H232V63H231ZM243 64H244V65H243ZM174 65H177V64H174ZM183 65H184V63H183ZM199 65H200V64H199ZM234 65H235V64H234ZM139 66H140V64H139ZM197 66H198V65H197ZM203 66L205 67L204 69L206 70L207 65H206V66L203 65ZM179 67H180V66H178V68H179ZM183 67H181V68H183ZM222 67H221V68H222ZM224 67H225V66H224ZM241 67H240V68H239V67H235V69L239 68V70H240ZM255 67H256V68H255ZM178 68L176 67V69H178ZM194 68H195V67H194ZM202 68H203V67H202ZM219 68H220V67H219ZM228 68H229V67H228ZM246 68H247V67H246ZM204 69H203V72H202V71H201V72L205 75V74H206V71L208 72L209 68H207L208 70H206V71H205ZM215 69H217V67H215ZM226 69H227V68H226ZM231 69H232V68H231ZM235 69H234V72L236 73V70H235ZM247 69H248V68H247ZM250 69H251V68H250ZM200 70H201V67H200ZM200 70H199V72H200ZM212 70H213V69H212ZM219 70H220V69H219ZM222 70L224 71V69H222ZM242 70H243V69H242ZM242 70H241V71H242ZM183 71H184V70H183ZM214 71H215V70H214ZM220 71H221V70H220ZM244 71H246V70H244ZM252 71H253V70H252ZM197 72H198V71H197ZM204 72H205V73H204ZM226 72H228V69H227ZM234 72H232L231 77L234 76V75H236V76H237V75H241V73L238 74V72H237V74H235ZM247 72H248V71H247ZM173 73H174V72H173ZM213 73H214V72H213ZM230 73H231V71H230ZM163 74H165V73H163ZM219 74L222 75V72H221V73L219 72ZM219 74H218V75H219ZM226 74H227V73H226ZM233 74H234V75H233ZM175 75H176V73H175ZM175 75H174V74H171V75H169V77H170V78H174ZM229 75H230V74H229ZM246 75H247V74H246ZM246 75H245V76H246ZM214 76H215V74H214ZM200 77H201V76H200ZM203 77H204V76H203ZM205 77H206V76H205ZM207 77H208V76H207ZM212 77H213V76L208 77V78H209V80L211 81V83L213 84V81L211 80ZM223 77H224V76H223ZM228 77H229V76H228ZM248 77H249V76H248ZM248 77H247V78H248ZM252 77H253V76H252ZM221 78H222V77H221ZM232 78H234V77H232ZM232 78H231V79H232ZM247 78H246V82L249 80V78H248V80H247ZM250 78H251V77H250ZM199 79H200V78H199ZM213 79H216V78H213ZM217 79H218V78H217ZM217 79H216V80H217ZM227 79H228V78H227ZM227 79H226V80H227ZM253 79H255V78H253ZM260 79L257 78L256 80H260ZM204 80H206V78H205ZM209 80H208V81H209ZM224 80H225V79L222 78V81H224ZM228 80H229V79H228ZM226 82L228 83V81H226ZM249 82H250V81H249ZM254 82H256V81L254 80ZM259 82H260V81H259ZM155 83H156V84L160 83L159 79L156 80ZM155 83H154V84H155ZM173 83H174V82H173ZM211 83H210V84H211ZM218 83H219V81L217 80V84H218ZM263 83H264V81H263L262 83L260 82V84H263ZM249 84H250V83H249ZM260 84H259V85H260ZM163 85H164V84H163ZM220 85H222L223 88L225 87V83H224V82H223V83H220ZM220 85H219L217 88H215L216 91L219 90ZM231 85H232V83H231ZM234 85H237V84L234 83ZM251 85H253V84H251ZM259 85H258V86H259ZM158 86H162V85L159 84ZM212 86H213V85H212ZM244 86H245V85H244ZM258 86H257V87H258ZM262 86H263V87L260 86V87H261V88H260L261 90L259 89V87H258V88L255 87V90H256V88H257L258 92H259V93H260V92L262 93V92L264 91V84H263ZM148 87H149V84H148ZM171 87H172V86H171ZM232 87H233V85L231 86V88H232ZM253 87H254V85H253ZM226 88H227V87H226ZM245 88H246V87H245ZM245 88L240 87V90L243 89V90H241L242 93H243V91H244ZM249 88H250V87H249ZM249 88L247 87V91H249V92L246 91V92H247V93H246L247 95H249V94L252 93L251 90H249ZM262 88H263V89H262ZM235 89H236V88H235ZM235 89H234V90H235ZM237 89L239 90V88H237ZM252 89H253V88H252ZM232 90H233V89H232ZM232 90H230V91H232ZM234 90H233V91H234ZM240 90H239V91H240ZM255 90H254V91L252 90V91H253V94L258 93V92H256L257 90H256V91H255ZM216 91H215V92H216ZM220 91H221V90H220ZM220 91H218V93H219ZM222 91H223V90H222ZM233 91H232V92H233ZM236 91H237V90H236ZM224 92H225V91H224ZM226 92H227V95H228L229 90L226 91ZM255 92H256V93H255ZM157 93H158V92H157ZM218 93H214L213 96L216 97V95H217ZM221 93H222V92H221ZM233 93H234V92H233ZM263 93H264V92H263ZM143 94H145V93H143ZM219 94H220V93H219ZM224 94H225V93H224ZM236 94H237V92H236ZM91 95H93V94H91ZM234 95H235V93H234ZM238 95H240V94L238 93ZM238 95H237V96H238ZM241 95H242V94H241ZM263 95H264V94L261 95V98H262ZM87 96L89 97L88 94H87ZM249 96H250V95H249ZM256 96H257V95H256ZM94 97H95V98H94ZM217 97H218V96H217ZM251 97L254 98V96H251ZM259 97H260V96H259ZM93 98H94V99H93ZM239 98H240V96H239ZM246 98H247V97H246ZM253 98H252L251 100H250V99H249V100H248V99H246V100L244 99V100H245V103L247 104V106H246L243 102L240 103L241 106H240V105L238 106V107H239V108H238V109H239V113H241L240 115H244V116H240V115H239V116L237 117V119H236L235 117H232V118H231V117H227V118H224V117H223V118H224V121L228 120L227 122H224V123H223V119H219V120H217L218 117H217V118L214 117L215 120H212V118H211V122L214 121V122H212V124L215 123V121H216V122L219 124V127H221V128L223 127V128H222L223 130H224V128L226 127V130H225V131L227 132V130H229L230 133H229V131H228L227 133H226L225 131H221V130H219V131H214L215 128H211V127L209 126V125H212V124H210L207 120H205V118L198 117V118H200L199 120H201V121L204 123L205 129H206V130H205V129H204V130H205V132L208 133V134H205V135H207L206 137H207L210 141H207V142H208V145H206V146L204 147V145H202V143H204V141H202V140H196V139H195V138H197V137H198V138H201V137H199L200 134L197 135L196 137H192V140H193V139L196 140V145H197V147L199 146L198 148H201V147H202L201 149L204 150L206 147H209V148L211 147L210 150L212 149V151H210V154H209V149L206 148L205 151H208V153H207V152L205 153V154H206V156H205L206 158L203 157L205 154H204V155H199V156L203 159L202 161H201V158H200V157L198 156V154H197L198 151H197V152H194L195 154L193 153L194 156L191 155L193 158H194V157H195V158H198V157H199V160H198V161H201V162L198 163V161H196V159H194V162H193V163H195V166L193 167V165H192V175H195L196 172H197V170H200V166L202 167L203 164H204V167H205V164H206L205 161H207V159H208V161H210V163L207 162V167H210V166H211L210 164H212L211 162H213V161L215 160L214 157H216V160L214 161V164H213V165H216L214 168H212L213 166L211 167L210 170L206 169V167L204 168V170H207V171H205L206 173L209 171V173H208L209 178H207V182H209L211 178H213V179H211L212 181H213L215 178H218L217 181H216V179L214 180V186H213V187H211V186H208V187H210V188H214L215 185H216V187H217V185H218V183H219L223 188L225 187V189H226V184H227V183L225 184L226 181L224 182L223 179H220V176H219V177L216 176V175H219V174H217V173L221 172L222 170H225L226 168H224V167H227V166H229V170H231L233 166H234L235 168H233L232 170H235V169L237 170L239 167L237 166L238 164L235 165L236 162H237V163H238V162H242L243 165L241 164L242 166H240V168L243 169L242 171H244L245 168H247L246 165L248 166L249 163H250V165L248 166L249 169H247V172H248L249 174H247V175H249L248 178H250V180L252 179V181H254V182L249 181L248 179H247V181H246V180H244V181L242 180V181L244 182V184H248V185H244L243 182L241 181V179H242L243 177H242L241 179H239V178L237 177V179H238L237 182H233V181H229V180H228L229 182H231V184H230L231 187H229V186H230L229 184H227V185H228L229 188L234 189L233 192H231L230 190L228 191V187H227V189L225 190V189H223L220 185H218V186L221 187V190H220V191L222 192L221 195L223 196V198H224V196H225L226 198L229 197V196H231V197H235L234 195H236V196H238V197H241V196H240V193H242V194H251V195H253V194H252V192H253L254 195L251 196L252 198L250 197V195H249V196H247V195H246V196L243 195L245 198H247V197H249V199L251 198V200L248 201L249 199L246 200V199L243 197V201H244V199H245V200L247 201V203H246V201H244V203H243V204H240V205H239V201H238L237 204H236L235 202L233 203V202L231 201L232 204H234V206L236 207V208H235L236 210H237V207H238V210H239V206L242 207V205H243V207H245V211H246V212H245V211H243L242 209H240V211L242 210V213H240V211H239L238 213H240V214L237 213L239 216H238V217L235 216V217L238 218V220H236V218H235V221H239V217L241 216V217H240L241 220L239 221L240 223H238V227H236V231H234L235 233L233 232V234H230V230L227 228V229L229 230V235H228L227 230H226L225 228L222 227V225H223V224H222V225H221V228H223V231H222L223 233L221 232V235H219V234H220V233H219L220 231H218V230L216 231V229H218L219 227H216V226L214 225L215 223L218 222V220H217V222L213 223V217H214V216H215L214 218L217 217V218L220 220V222H221V219H222V218L220 217V215L216 216L219 212H216V213H217V214L215 213L216 215H214V216L212 215L213 217H212V216L210 217L211 221L209 222V224L211 225V228H207V227H206V228L208 229L207 231H205L206 229H202V228H201V229H202L203 231H201V229H200L199 227H193V228H192V230L194 229L196 233H197V231H198V233H197V237H198V235H200V233H201L200 236H202V238L199 239L200 241H197V240H196L197 242L194 240V241L196 242L195 244H194V242L192 243V241H191V243L189 244V241H188V242H187V243H188V246L186 245V246H187V249H186V250H185L186 247H183L184 244H183V246H182V247H183V250H182V247H181V252H182V251H185V252H182V253L186 255V256L184 255V257H186V259L188 258V260H189L188 263H189V264H192V262H193V264H200V263L202 262V259L205 260V262H204L205 264H206L207 262H209L211 259H212V260L210 261L209 264H211V262H213L212 264H215V263H216V262H214V261H216L215 258L217 259V262H218V260H219L220 262H221V260H223V261H222L223 263L221 262V264H224L226 258H227V260H230V258H228V257H230V256H231L230 254L233 253V251H235V250H236V252L238 251L237 253H239V254L242 253V254L244 255V259H243V256H241V258H242L243 261L240 259V257H238L242 262H244V260H245L246 257H247L248 260H247V259H246V260H247V261L250 260V261L252 262V264H264V247H262V246H264V185H261V184L263 183V180H264V179H263L264 177H263V175H262V174H264V170H263L264 168H262V167H264V163H263V161H262V160H264V156H263V153H264V152H263V150H264L263 145H264V143L262 144L263 139H264V138L262 137L263 134H264V116H262V115H264V105L259 109V107L261 106V105H260V102H261V104H262V102L264 101V98L262 99L263 101L261 100V101L259 102V104L257 103V104L259 105V107H258L257 104H251V101L253 100ZM257 98H258V97H257ZM257 98H255L256 101L259 100V98H258V99H257ZM89 99H90V100H94V103H93V104H95V105H99V102H98V99H99V98H98V99L96 100V102H95L96 96H93V97L90 96ZM241 99H242V98H241ZM255 99H254V100H255ZM242 100H243V99H242ZM247 100H248V101H247ZM99 101H100V100H99ZM249 101H250V103H249ZM256 101H255V102H256ZM92 102H93V101H92ZM240 102H241V101H240ZM257 102H258V101H257ZM97 103H98V104H97ZM248 103L251 104L252 106L255 105V106H254L255 109L258 107L257 109H259V110L256 109V111H255V109H254L253 107H252V108H253L254 110H253V109L251 110V109L249 108V106H248ZM252 103H254V102H252ZM242 104H244L245 107H244V105H242ZM263 104H264V103H263ZM251 105H250V106H251ZM256 106H257V107H256ZM240 107H242V108H240ZM153 108H154V107H153ZM156 108H157V107H156ZM243 108H245V109H243ZM246 108H248V109H246ZM148 109H149V108H148ZM148 109H147V112H148ZM164 109H165V108H164ZM241 110H242V112H241ZM261 110H262V111H261ZM151 111H152V110H151ZM167 111H168V109H167ZM149 112H150V111H149ZM156 113H157V111H156ZM245 113H246V114H245ZM254 113H255V114H254ZM247 114H248V116H247ZM250 114H251V115H250ZM252 114L256 115V116H254L255 118L252 116ZM245 115H246V116H245ZM249 115H250V116H249ZM207 116H208L207 119L209 120V118H210L211 116L209 117V114H208ZM241 117H242V118H241ZM248 117H249V118L253 117V118H251V119L249 120ZM238 118H240V119H238ZM246 118H247V120H246ZM230 119H232V120H230ZM242 119H243V121H242ZM221 120H222V121H221ZM229 120H230V121H229ZM234 120H235V121H234ZM245 120H246V121H245ZM251 120L253 121V123H252ZM236 121H237V122H236ZM244 121H245V122H244ZM248 121H250V122H248ZM238 122H240V123H238ZM242 122H244V124H243ZM247 122H248V123H247ZM257 122L259 123L258 126H257V124H256ZM221 123H222V125H221ZM225 123H227V124H226L227 126L224 125ZM208 124H209V125H208ZM249 124H250V125H249ZM251 124H252V125H251ZM254 124H256V125L253 126ZM199 125H200V124H199ZM215 125H216V124H215ZM246 125H247L248 127H246ZM212 126H214V125H212ZM224 126H225V127H224ZM228 126H229V127H228ZM200 127H201V125H200ZM214 127H215V126H214ZM219 127L216 126V130H218L217 128H219ZM230 127H232L233 129L230 128ZM249 127H250V128H249ZM251 127H252V128H251ZM203 128H204V127H203ZM203 128H202V129H203ZM227 128H228V129H227ZM241 128H242V129H241ZM247 128H249V129H247ZM219 129H220V128H219ZM230 129H231L232 131H231ZM196 130H198V129H196ZM200 130H201V129H200ZM212 130H213V131H212ZM242 130H243V131H242ZM244 130H245L246 132L249 133V134H248V133H247V134L250 135V138L248 137V138L250 139V141L254 140V139H253L254 137H256V138H255V139L257 140V141L255 140L256 142H258V141L261 142V141H262V142L260 143V144H262V148H261V149H263L261 152H260L261 149H258V147H260V145H258L257 143H255V141L253 142V143L256 144L255 147H257V148H253V152H255L254 154L257 155L256 158L258 159V160H256V161H254L253 159H252L253 161L251 160L252 155H251V153H250V150H251L250 146H249V148L247 147V149H250V150H248V151H249V154L251 155L250 157H248V155L245 153V150L243 151L244 153H241V150H239V149H242V150H243V149L245 148L244 145H243L244 147H240V146L242 145V143H243V142L241 143V141H242V140L244 141L245 138H246V136H248L247 134L244 135V133H245ZM254 130H255V131H254ZM233 131H234V132L236 131V132H235L236 134H234ZM241 131L244 132V133H242V135H240V132H241ZM198 132H199V131H198ZM215 132H216V133H215ZM217 132H219V133H217ZM231 132H232L233 134H232ZM254 132H255V133H254ZM228 133H229L230 135H233V137H232V136L230 137V135H228ZM191 134H192V133H191ZM215 134H216V135H215ZM220 134H221V135H220ZM223 134H224V135L226 134L227 137H226V135L224 136ZM256 134H258V135L255 136ZM194 135H196V134H193L192 136H194ZM217 135H218V136H217ZM219 135H220V136H219ZM216 136H217V139H218V140L216 139ZM206 137H205V138H206ZM221 137H222V139H221ZM258 137L260 138V140H258V139H259ZM207 138H206V139H207ZM210 138H211V139H210ZM226 138H229L230 140H232V142H234V144H233L230 140H226ZM233 138H234L235 140H234ZM238 138H239V139H238ZM243 138H244V139H243ZM248 138H246V139H248ZM203 139H204V138H203ZM214 139L217 141V143H218V141H219V143H218L219 145H216V144H215V147L213 148V147H212V145H214L213 143H216V141H213ZM219 139H220V140H219ZM249 139H248V140H249ZM204 140H205V139H204ZM237 140H238V142H237ZM248 140H247V141H248ZM198 141H200V142H198ZM220 141H221V143H220ZM247 141L245 140L244 142H247ZM250 141H249V142H250ZM194 142H195V141H194ZM211 142H213V143H211ZM228 142H230V143H229L230 145L228 144ZM236 142H237V143H236ZM259 142H258V143H259ZM210 143H211L212 145H211ZM27 144H28V143H27ZM27 144H26V141H25V142H24V145L26 146ZM194 144H195V143H194ZM206 144H207V143H206ZM209 144H210V145H209ZM227 144H228V146H226ZM235 144H239V145L241 144V145H240V146H239V145L236 146ZM255 144H252V147H253V145H255ZM3 145H5L4 147H6V149H7V146H6L7 144L4 143ZM220 145H221V146H220ZM231 145H232V146H231ZM233 145H234V146H233ZM250 145H251V144H250ZM191 146H192V145H191ZM229 146H230V147H229ZM225 148H226V149H225ZM191 149H193V151H194L196 148H194V146H193V147H191ZM231 149H234L235 152H232L233 150L231 151ZM255 149H256V150H255ZM3 150H4V149H3ZM3 150H1V151L3 152ZM203 150H202V152H203ZM236 150H238V151H237L238 153L236 152ZM200 151H201V150H200ZM200 151L198 152L199 154H203V153H204V152L202 153V152H200ZM228 151H231V152L228 153ZM248 151L246 150L247 153H248ZM4 152H5V151H4ZM253 152H252V154H253ZM191 153H192V151H191ZM225 153H227L228 156H227ZM236 153H237V154H236ZM196 154H197V155H196ZM207 154H208V156H207ZM233 154H235V155H233ZM243 154H245V155H243ZM254 154H253V157H254V159H256L255 156H254ZM261 154H262V155H261ZM231 155H232V156H231ZM147 156H148V155H147ZM147 156H146V157H147ZM197 156H198V157H197ZM217 156H218V157H217ZM230 156H231V157H230ZM247 157H248V158H247ZM204 159H205V161H204ZM217 159H218V160H217ZM239 159H240L241 161H239ZM249 159L251 160V162H250ZM261 159H262V160H261ZM192 160H193V159H192ZM219 160H220V161H219ZM221 160H223L222 163H220ZM233 160H235V163H234ZM244 160H245V161H244ZM248 160H249V161H248ZM217 161H219V162H217ZM232 161H233V162H232ZM261 161H262V162H261ZM204 162H205V163H204ZM230 162H231V163H230ZM245 162H246V163H245ZM247 162H249V163L247 164ZM257 162H258V163H257ZM259 162H261L262 165H260ZM196 163H197V164H196ZM200 163H202V165H199ZM218 163H219V164H218ZM223 163H224L225 165H224ZM232 163H233V164H232ZM256 163H257V165H255ZM220 164H221L222 166L217 168V166H218V165L220 166ZM230 164H232V167H230ZM208 165H210V166H208ZM252 166H253V167H252ZM259 166H261V167H259ZM243 167H244V168H243ZM215 168L218 169V170L221 169V171H219V172L216 171V172H217V173H216V172L214 171V170H216ZM255 168H256V169H255ZM258 168H259V170L261 169L260 172H259V170H257ZM212 169H213V171H214V172H213V175H212V173H210V172L212 171ZM227 170H228V167H227ZM256 170H257V171H256ZM262 170H263V171H262ZM245 171H246V170H245ZM224 172H225V171H224ZM224 172H223V173H224ZM229 172H230V171H229ZM229 172H228V173H229ZM247 172H246V173H247ZM256 172H258V174H257ZM228 173H227V176H226V177L229 176ZM231 173H233V172H230V177L232 178V177H234L235 173H234V175H232V176H231ZM240 173H242V172L240 171ZM243 173H244V172H243ZM246 173H245L244 175H246ZM259 173H260V174H259ZM210 174H211V175H210ZM224 174H225V173H224ZM224 174H222V176H223ZM256 174H257V176H256ZM214 175H215V176H214ZM220 175H221V173H220ZM225 175H226V174H225ZM259 175H260V178H259ZM261 175H262V177H261ZM206 176H207V175H206ZM211 176H212V177H211ZM240 176H242V175H240ZM240 176H239V177H240ZM250 176H251V177H250ZM235 177H236V176H235ZM235 177H234V179H236ZM231 178H227V179H231ZM244 179H246V176H245ZM259 179H261V180H259ZM212 181H210V182H211V184L213 185V182H212ZM215 181H216V182H215ZM245 181H246V183H245ZM248 181H249V182H252V183H248ZM261 181H262V182H261ZM210 182H209V183H206L205 185L207 186V184H210ZM238 182H240V183L238 184ZM256 182H259V183H256ZM215 183H216V184H215ZM255 183H256V184H255ZM211 184H210V185H211ZM242 184H243V185H242ZM249 184H250V185H249ZM253 184H254V185H253ZM258 184L261 185V186L258 187V186H259ZM263 184H264V183H263ZM224 185H225V186H224ZM232 186H233V187H232ZM235 186H237L236 189L234 188ZM241 186H242V187H241ZM255 186H256L257 188H256ZM208 187H207V188H208ZM216 187H215V188H216ZM210 188H208V190H210ZM252 188L254 189V191H252ZM258 188H259V189H258ZM256 189H257V190H256ZM227 192H229V193L227 194ZM256 192H258L257 195H258V196L260 195V197H258V196L256 197V194H255ZM212 193H213V192H212ZM260 193H261V194H260ZM11 194H12V193H11ZM205 195H207V194H205ZM261 195H262V196H261ZM254 196H255L258 200H257V199L255 200V197H254ZM7 197H8V196H7ZM9 197H11V196L9 195ZM12 197H13V196H12ZM12 197H11V198H12ZM238 197H237V198H238ZM237 198H235V199H237ZM261 198H262V199H261ZM241 199H242V198H241ZM252 199H253V200H252ZM260 199H261V200H260ZM239 200H240V199H239ZM1 201H2V200H1ZM4 201H5V202H4ZM4 201H2V202H3V204L6 203V205H4V206H5V209H7L6 206H8V209H9V210H10L11 207H12V203H11V202H10V204L7 205V203H8L9 201H12V202H14V203H15V202L17 203L16 199L13 201V198H12V200H8V201H6V199H5ZM235 201H237V200H235ZM253 201H254V202H253ZM256 201H257V202H256ZM258 201H259V205H258ZM2 202H1V203H2ZM248 202H249V203H248ZM252 202H253V203H252ZM240 203H241V202H240ZM250 203H251V205H250ZM256 203H257V204H256ZM37 204H38V203H37ZM235 204H236V205H235ZM246 204H247V205H246ZM9 205H10L11 207H10ZM15 205H16V204H15ZM15 205H14L13 207H15ZM35 205H36V203H35ZM35 205H33V206H35ZM244 205H245V206H244ZM254 205H255V206H254ZM252 206H254V207L251 209ZM9 207H10V208H9ZM13 207H12V209H13ZM36 207H37V206H36ZM36 207H35V209H38V210H39V207H37V208H36ZM222 207H223V206H222ZM226 207L228 208V206H226ZM230 207L233 208V205H230ZM241 207H240V208H241ZM247 207H248V208H247ZM255 207H258V208H255ZM254 208L256 209V212H255V213H254V211H255ZM15 209H16V207H15ZM71 209H72V208H71ZM223 209H224V208H223ZM223 209L221 208V210H223ZM225 209H226V208H225ZM225 209H224V210H225ZM247 209H248L249 211H248ZM9 210H8V211H9ZM38 210H37V212L34 211V210L30 211V212H33V211L35 212V213L33 212L34 214H31V215H32V216H33V215L35 216V214H36V216H37V215H40V218L43 217V216H41L42 213L40 214V213L38 212ZM72 210H73V209H72ZM224 210H223V211H224ZM236 210H235V211L232 210V211H233V212H236ZM8 211H5V212H8ZM10 211H11V210H10ZM18 211H20V209H19ZM40 211H41V210H40ZM69 211H70V209H69ZM69 211H68V212H69ZM223 211H222V212H223ZM227 211H228V209H227ZM227 211H226V210L224 211V213H226V214H224V216H225L224 218H225V219H226V218L229 219L230 217H228V216H231V215H232V214L229 215L230 212H229V214H228ZM251 211H252V212H251ZM21 212H22V211H20V213H21ZM42 212H43V211H42ZM70 212H72V211H70ZM220 212H221V211H220ZM248 212L250 213V215H249ZM9 213H10V212H8V214H9ZM11 213H13V214L15 213V218L18 217V216H16V213H18L17 210H16V211L14 210V211L11 212ZM11 213H10V214H11ZM28 213H29V212H28ZM43 213H44V212H43ZM62 213H63V212H62ZM73 213H74V215H75V212H73ZM73 213H71L72 216H71L70 213H69L70 215L68 216V215H67L68 213H67V211H66V213H65V217L68 216V217H67L68 220H70V219H71V220H72V219L74 220ZM243 213H246V215L243 214ZM252 213H253V215H251ZM8 214H7V215H8ZM18 214H19V213H18ZM44 214H45V213H44ZM44 214H42V215H44ZM212 214H214V213H212ZM227 214H228V215H227ZM235 214H236V213H235ZM23 215H24V214H23ZM61 215H62V214H61ZM61 215H60V216H61ZM221 215H222V214H221ZM242 215H243V216H242ZM247 215H248V216H247ZM0 216H1V218L3 217V218H2L3 221L1 220V218H0V221H2V223L4 224V222H6V220H8V219H6L2 214H0ZM24 216H25V215H24ZM28 216H29V215H28ZM32 216H31V217H32ZM34 216H33V217H34ZM54 216H55V215H54ZM60 216H59V217H60ZM232 216H233V215H232ZM29 217H30V216H29ZM31 217L29 218L30 220H31V219H34V218H31ZM46 217H48V215H47ZM65 217H64V218H65ZM69 217H70V218H69ZM71 217H72V218H71ZM233 217H234V216H233ZM233 217H232V220H230V221H232V222L234 223V221H233L234 218H233ZM242 217H243V218H242ZM22 218H23V217L21 216V219H22ZM25 218H26V217H25ZM43 218H44V217H43ZM48 218H53L52 214H51V216L49 215ZM67 218H66V221H67ZM249 218H250V219L252 218L251 220L254 219V220H253L254 223H253V221H252L253 224L250 223L251 221H250ZM17 219L19 220V218H17ZM21 219H20V220H21ZM29 219H28V220H29ZM44 219H46V218H44ZM228 219H227V220H228ZM255 219H256L258 222H256ZM4 220H5V221H4ZM11 220H12V219H11ZM20 220H19V221H20ZM28 220H27V222H28ZM34 220H35V219H34ZM39 220H40V219L38 218V221H39ZM41 220H43V219H41ZM41 220H40V221H41ZM46 220H48V219H46ZM71 220H70V221H71ZM222 220H223V219H222ZM248 220H249L250 222H249ZM9 221H10V220H9ZM9 221H8V223L11 222V221H10V222H9ZM15 221H16V220H15ZM15 221L13 220V222H15ZM19 221H17V222H18V223H20V222H22V221L25 222V220H22V221H20V222H19ZM35 221H36V220H35ZM35 221H34V222H35ZM38 221H37V222H38ZM215 221H216V220H215ZM223 221H224V220H223ZM17 222H15V223H17ZM23 222H22V223H23ZM71 222H72V221H71ZM225 222H226V221H225ZM2 223H0V224L2 225L3 228L6 226V224L8 225V223H5V224H4L5 226H3ZM66 223H67V222H66ZM72 223H73V222H72ZM229 223H230V222L228 221V222H227V225H228V226H229ZM233 223H232V224H233ZM236 223H237V222H236ZM236 223H235V225H236ZM23 224H24V223H23ZM23 224H22V225H23ZM27 224H28V223H25L26 226H27ZM70 224H71V223H70ZM240 224H241V225H240ZM249 224H250V225H249ZM11 225H12V224H11ZM11 225L9 224L10 229L12 228ZM13 225H14V223H13ZM17 225H18V227H19V224H16L15 226L17 227ZM20 225H21V223H20ZM25 225H24V226H25ZM42 225H43V224H42ZM72 225H73V224H72ZM225 225H226V224H225ZM225 225H223V226L226 227ZM239 225H240V226H239ZM254 225H255V226H254ZM24 226H21L19 229H18V228L15 229V227H14V228L12 229L13 231L9 230V231H11V232H13V233H9V234H10V235H11V234L15 235V232H17V234L19 235L18 232H20L21 230L23 231ZM40 226H41V225H40ZM70 226H71V225H70ZM208 226H209V225H208ZM213 226L216 228L214 231L212 230V227H213ZM228 226H227V227H228ZM232 226L235 228L234 225H231V227H232ZM236 226H237V225H236ZM7 227H8V226H7ZM27 227H28V226H27ZM25 228H26V227H25ZM25 228H24V229H25ZM195 228H196L197 230H196ZM14 229H15V230H14ZM66 229H68V225H67V228H66ZM69 229H70V231L67 230V232L70 233V232L72 231V229H71V227H70ZM209 229H210V230H209ZM4 230L6 231V228H5ZM17 230H18V231H17ZM26 230H27V229H26ZM37 230H38V228H37ZM37 230H36V231H37ZM192 230H191V231H192ZM194 230H193L192 234L194 233ZM9 231H8V232H9ZM212 231L214 232L213 235H216V236H217V239H215L214 236L211 235L212 238H214L215 240L212 239V238L210 237V234L213 233ZM232 231H233V230H232ZM232 231H231V233H232ZM8 232H7V233H8ZM25 232H26V231H25ZM31 232H32V231H31ZM33 232H34V231H33ZM199 232H200V233H199ZM210 232H211V233H210ZM20 233H21V232H20ZM35 233H36V232H35ZM38 233L40 234V232H37V233H36L37 236H34V235L32 234V235H33V240H36V239L39 240V238H40L39 236H40V235L38 236ZM71 233H72V232H71ZM217 233H218V234H217ZM226 234H227V235H226ZM16 236H17V235H16ZM190 236H191V235H190ZM192 236H193V235H192ZM194 236H195V235H194ZM219 236L223 239V241L221 240V238H220ZM233 236H235V237H233ZM237 236H238V237H237ZM197 237H196V238H197ZM204 237H205V238H204ZM207 237H208V239H206ZM209 237H210V238H209ZM191 238H192V237H191ZM199 238H200V237H199ZM239 238H240V240H239ZM187 239H188V237H187ZM187 239H186V240H187ZM193 239H194V238H193ZM211 239H212V240H211ZM218 239L221 240L222 242L219 241L220 244H219V242L215 244L214 241L217 242ZM232 239H233V240H232ZM234 239H235V240H234ZM188 240H190V238H189ZM191 240H192V239H191ZM216 240H217V241H216ZM224 240H225V241H224ZM237 240H239V241H237ZM229 241H230V242H229ZM234 241H235V242H234ZM177 242H178V241H177ZM209 242H211V243H212V246L214 245V247L210 246L211 244H210ZM233 242H234V243H233ZM239 242H240V243H239ZM199 243H200V244L202 243V244L200 245ZM204 243H206V244H204ZM221 243H222V244H221ZM232 243H233V245H231ZM236 243H237V244H236ZM244 243H245V244H244ZM177 244H178V243H177ZM196 244H198V245H196ZM208 244H209L210 247H208V249H205V248H207L206 245L208 246ZM218 244H219V246H218ZM224 244H226V245H224ZM255 244H256V247H257V246H258V247L261 246V248H263V249H262L263 252H262V251H259V252H258V250H260V247H259V248L257 247V249H256V247L252 249V247H254ZM178 245H179V244H178ZM191 245H193V246H191ZM202 245H204V246H202ZM223 245H224V246H223ZM189 246H191V248H190ZM215 246H216V248H215ZM221 246H222V247H221ZM251 246H252V247H251ZM178 247H180V246H178ZM198 247H199V249H198ZM211 247L214 248L216 251H218V253H220V255L222 256V258H221V256H219V254H218L216 251H215V253H214L213 251H210V250L212 249ZM218 247H221V248H218ZM226 247H227V248H226ZM230 247H231V250H232V249H234V250L231 251V250H230ZM234 247H235V248H234ZM237 247H238V248H237ZM36 248H37V247H36ZM194 248H195V249H194ZM200 248H201V249H200ZM244 248H246L245 250H246L247 252H248V251H249V252L246 253V252L244 251ZM179 249H180V248H179ZM209 249H210V250H209ZM214 249H213V250H214ZM225 249H226V251H225ZM227 249H228V251L230 250V252H229L230 254L228 253ZM196 250H198V253H196V252H197ZM200 250H201V252H200ZM203 250H204V251H203ZM208 250H209V251H208ZM220 250L222 251V254H221V251H220ZM253 250H254L255 252L257 251V253L255 254V252H254ZM37 251H38V250H36L35 252H37ZM219 251H220V252H219ZM223 251H224V252H223ZM241 251H242V252H241ZM208 252H209V255H210V256L206 254V253H208ZM226 252H227V253H226ZM243 252H244V253H243ZM179 253H180V252H179ZM201 253H202L203 255H202ZM213 253H214V256L212 255ZM237 253L235 254V252H234L233 254L239 256V254H237ZM196 254H197V256L195 257L194 255H196ZM204 254L206 255L205 258H204ZM224 254H225V256H224ZM233 254H232V255H233ZM246 254H247V256H245ZM250 254H251V255H250ZM30 255H31V257L33 258L35 254H34L33 252H31V253L27 254V257H30ZM73 255H74V254H72V257H73ZM198 255H199V256H198ZM211 255H212V256H211ZM226 255H229V256L226 257ZM235 255H234V256H235ZM249 255H250V257H249ZM192 256H193V257H192ZM201 256H202L203 258H201ZM208 256L211 257V258H209ZM234 256H233V258H234ZM31 257H30L29 259H31ZM198 257H199V261L197 262V258H198ZM207 257H208V258H207ZM213 257H214V258H213ZM225 257H226V258H225ZM248 257H249V258H248ZM25 258H26V256H25ZM189 258H190V259H189ZM206 258H207V260H206ZM224 258H225V260H224ZM231 258H232V257H231ZM233 258H232V259H233ZM74 259H75V258H74ZM74 259H71V260L69 259V261H72V260L74 261ZM193 259H194V260H193ZM209 259H210V260H209ZM213 259H214V260H213ZM239 259L237 260L238 262H237V261H236V262H230L229 264H232V263H233V264H234V263H235V264H238V263L241 262ZM188 260H187V261H188ZM190 260H191V261H190ZM227 260H226V261H227ZM246 260H245V262H244L245 264H247V263L250 264V263H251L250 261H249L250 263H249V262L246 263ZM26 261H27V260H26ZM28 261H29V260H28ZM31 261L34 262V259H33V260L31 259ZM73 261H72V262H73ZM195 261H196V262H195ZM231 261H232V260H231ZM239 261H240V262H239ZM72 262H71V263L69 262V263H70V264H74V262H73V263H72ZM190 262H191V263H190ZM199 262H200V263H199ZM220 262H219V263H220ZM27 263H28V262H27ZM29 263H30V262H29ZM3 264H6V263H3ZM183 264H186V263H183ZM201 264H203V262H202ZM216 264H218V263H216ZM225 264H228V263L225 262ZM240 264H243V263H240Z\"/></svg>",
    "mask_w": 264,
    "mask_h": 264
}]
</instances>
